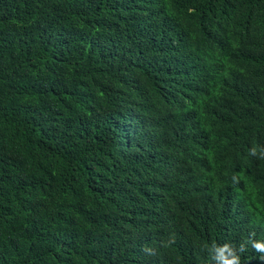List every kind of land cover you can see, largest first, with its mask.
Here are the masks:
<instances>
[{
	"label": "trees",
	"instance_id": "trees-1",
	"mask_svg": "<svg viewBox=\"0 0 264 264\" xmlns=\"http://www.w3.org/2000/svg\"><path fill=\"white\" fill-rule=\"evenodd\" d=\"M261 149L264 0H0V264H212Z\"/></svg>",
	"mask_w": 264,
	"mask_h": 264
},
{
	"label": "clouds",
	"instance_id": "clouds-1",
	"mask_svg": "<svg viewBox=\"0 0 264 264\" xmlns=\"http://www.w3.org/2000/svg\"><path fill=\"white\" fill-rule=\"evenodd\" d=\"M251 151L254 154L256 149L253 148ZM260 154L264 156V149L260 150ZM172 239L173 237L170 234L165 243H171ZM248 244L251 245L253 250L260 253L259 258L264 260V240L260 239L244 241L238 247L230 243L220 245L212 243L210 245H206L205 250L212 264H240L239 253L242 252Z\"/></svg>",
	"mask_w": 264,
	"mask_h": 264
}]
</instances>
